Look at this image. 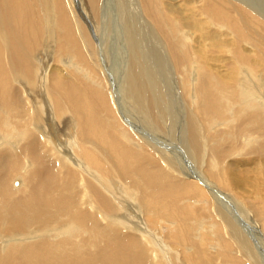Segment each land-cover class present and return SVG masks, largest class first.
Listing matches in <instances>:
<instances>
[{
    "label": "bare ground",
    "instance_id": "6f19581e",
    "mask_svg": "<svg viewBox=\"0 0 264 264\" xmlns=\"http://www.w3.org/2000/svg\"><path fill=\"white\" fill-rule=\"evenodd\" d=\"M133 1L136 10L131 11L127 0H117L124 27L114 20V33L123 35L119 41L128 53L124 75L118 78L125 109L148 125L158 121L177 128L182 116L190 114L196 126L208 132L203 139L214 144L204 146L194 139L195 133L181 130L186 147L177 146L179 154L170 148V160L159 159V168L143 171L124 141H114L111 116L116 101L100 87L77 42L80 31L89 33L81 23L88 13L98 17L94 29L102 35V19L114 14L110 0H0V247L6 251L0 253V264L254 262V252L242 246L236 233L232 245L240 249V257L189 246L178 236V221L200 198L207 201L206 195L223 206L233 204L225 189L239 169L234 170V163L223 164L234 152L264 159L259 151L264 147V0H233L243 9L248 37L233 33L243 44L228 52L233 59L229 72L214 71L217 60L208 56L220 49L218 42L202 50L189 47L188 42H198L194 28L181 30L175 21L176 14L177 19L184 14L187 0L177 5ZM139 5L155 23L148 30ZM145 7L149 15L161 17L152 20ZM156 32L163 37L157 43ZM209 34L202 32L203 37ZM118 58L113 73L109 67L111 72L106 71L101 58L108 88L117 65L122 68ZM174 89L186 97L185 106L178 103L181 97ZM125 119L138 136L135 124ZM115 129L131 133L125 126ZM9 165L21 166V173L9 178ZM260 200L264 205L258 196ZM261 205L255 207L260 208L264 231ZM142 220L148 230L140 228ZM259 227L250 228L254 240L264 238ZM121 234L129 235L127 243L118 244ZM76 238L83 241L76 244Z\"/></svg>",
    "mask_w": 264,
    "mask_h": 264
},
{
    "label": "rangeland",
    "instance_id": "374dc122",
    "mask_svg": "<svg viewBox=\"0 0 264 264\" xmlns=\"http://www.w3.org/2000/svg\"><path fill=\"white\" fill-rule=\"evenodd\" d=\"M86 1L88 2V0ZM127 1L128 2L126 4V7L128 6L127 8L131 9V11L132 9L136 10L135 8L131 7L132 2H133L132 6H134V1L133 0H131V2L130 0ZM164 1L166 3H171L174 5L181 3V2H177L178 0H176L175 3H173L172 0H164ZM235 1L187 0L185 5L186 10L184 11V14L178 19L176 16L177 14L175 15V21L179 24L181 30H186L188 27H192L195 30V35L196 38L198 39V42L196 43L188 42L189 47H192L196 50H202V49H207L210 43L214 41L220 44V49L218 51L208 52L209 58H214L217 60L216 65L214 67V71L227 70L229 72L231 70L233 63L229 60V58L232 59L231 54L239 50L241 48L240 44H243L239 39L236 38V36L233 33L240 34L241 36L244 35L243 36L244 38L248 37L246 33L247 26L243 23V20L240 15V13L243 12V9L239 10V8L236 6L237 3ZM110 6L112 8L115 7L113 13L116 16L114 14H111V16L109 17L107 15L106 20L104 18L102 19L100 23V32L102 35L98 34L94 29V20L96 19L98 20V17H96L94 13H88L84 17V19H81V23L85 27L89 28V33L80 31V33L77 35V40H78L77 42L81 53L84 55L86 61H88L87 65L89 69L95 73L98 83L100 84V87L103 90L107 91L110 94V96L113 98V100L116 101V103H114L116 109L113 108L112 116H111L113 131L115 132V137H116L114 141H118V142L124 141L125 149L128 151L129 154L138 157L140 167L143 171H145L146 169L150 171H155L157 168L160 167V162H158L159 159L161 160V162L170 160L172 158L171 154L169 153L170 148L171 149L174 148V150L178 153L177 146L183 145L184 147H186V145L184 144L185 134L181 132V130H185L186 134L195 133V137H194L195 140L202 143L204 146H208L209 148H211V146L214 144V141L207 142L206 140L203 139V135L205 133L208 134V132L201 131L196 126L190 114L184 117L182 116L180 124L177 128L175 126L173 127L170 126L167 122L165 125H163L160 124L158 121L153 122L151 125H148L150 123L142 122L134 113H132L133 111L125 109V106L123 105L124 91L122 93L120 91V86H121L120 80H121V76L124 75V58L128 60V53L126 51L125 45H123V43L119 41L120 37L123 36V35L119 36L120 33L119 29H118L119 33H114L115 30L114 28L116 27V25H114L115 22L114 20L116 19L118 23H120L124 27V19L122 17L120 18V13L116 9L117 0H110ZM205 6H209V8ZM139 7L141 10L142 18L147 24V30H148L149 27L150 26L153 27L155 23L154 24L151 23V21L147 19L146 16L144 15L141 5H139ZM204 7L206 10V17L201 16V10ZM145 9L149 15V10L146 7ZM117 15L118 18H116ZM149 16L150 18H152V20H155L157 18H160L161 14L157 13L153 16L151 15ZM104 22L106 26L104 25ZM104 26H105V31L107 32L106 36H103L102 27ZM206 30H209L210 34L207 37H203L202 32ZM166 38L169 39L168 35H166ZM161 39H163V37L158 36V32H156V38L154 39L155 42L157 43V40H161ZM229 51L231 52V54L228 53ZM115 55H118L120 57L118 58ZM101 58H105L106 60L104 67H107L106 71L108 73L111 72V70L112 73L114 72L116 58L121 60V63H123L122 68L117 65V72L116 74H114V78H113L114 83L111 82L112 86H110L109 88L106 87L105 85L107 74L101 65ZM108 67L111 70L108 69ZM175 76H176L174 77L175 82H178L177 81L178 76L176 75V72H175ZM118 78H120V80H118ZM174 93L177 94L179 97H181L178 103H180L182 107L185 106V104H187V101H185L186 97L184 95H181L179 90L177 92L174 89ZM126 96L127 94L124 97L126 98ZM192 117L195 119L196 123L201 128H203V123L195 113L192 114ZM200 117L202 118V121L206 124L203 115H200ZM125 118L128 119L131 125L135 124V128L137 129L138 132V136L133 135V132L130 130L131 127L129 126ZM225 119L230 121V116L227 115ZM217 123H220V120H217ZM117 126L127 127L132 134L130 133L126 135L122 131L115 129ZM234 148L236 151H238L237 146H235ZM179 151L183 152V150L181 149ZM259 151L264 156V147H260ZM188 152H190V150H188ZM249 154L234 152L232 154L233 157L227 159L223 164L224 166L227 167L229 163L230 164L234 163V167H233L235 168L234 170L239 169L238 171L239 173H237V175L231 179L230 181L231 185L225 189V191L228 193L230 198L233 200V201L231 200L233 204L223 206V204H221L217 199L212 198L209 195L204 196L207 198V201H205L203 198H200L197 204H194L191 208H186L185 209L186 215L179 219L178 227L181 229L182 235L179 234L178 236L182 241L186 242L189 246L193 248L196 249L214 248L226 252L228 254H233L236 255L237 257H240L239 255V253H241L240 249L232 245V234L236 233L241 241L242 246L248 247L249 252L250 253L254 252V254L256 255V256L253 255L254 262H251L247 258L250 264H264V258H263L264 238L262 237L263 240L262 242L261 238L258 235L260 239L257 238L258 239L257 240L255 238L256 240L255 241L254 239L251 238L253 236L252 235L253 230L250 229L256 227V225L259 224L260 231L262 232V234L264 233L261 224L259 223V221H262V218H260L261 217V215H259L260 208H258L261 205L259 204L261 200L258 201V196H261L264 199V168L261 167V166L264 167V165H262V163L264 164V159ZM258 158L259 159L261 158V160H259ZM245 159H248V161H250L251 163L246 162ZM255 162L256 163L260 162L261 164L260 163L256 164ZM260 169L262 170V172ZM20 173H21V166L20 167H15L13 165L8 166L9 178H12L13 176ZM131 182H132V177L129 175L128 185H130ZM129 196L135 200V203L140 204L136 196H132V195ZM256 205L259 206L255 207ZM261 206L264 207V205ZM239 218L241 219L240 225L238 224ZM257 219L259 220L257 221ZM201 225H203V228H201ZM250 225H252V227H250ZM240 226L244 228V232H242ZM140 228L148 230L143 220L140 222ZM245 229H247V231ZM250 233L252 236L249 235ZM69 237H70L69 235L60 236L61 239L69 238ZM128 237L129 235H123V234L119 235L120 240L118 244L122 243L123 241L124 243H127ZM52 239H56V237H52ZM82 241L83 238H76L74 243L77 244V243H81ZM260 242H262L261 243L262 245H260ZM29 243L30 242L28 241L25 242L24 244L27 245ZM67 246L69 249L71 248L70 244H68ZM261 246H263V248H261ZM40 248H41V244L36 249V253L39 251ZM0 253L4 255L6 254V251L2 247H0ZM218 264H221V262Z\"/></svg>",
    "mask_w": 264,
    "mask_h": 264
}]
</instances>
